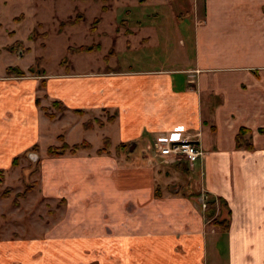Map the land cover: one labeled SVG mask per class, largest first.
I'll return each instance as SVG.
<instances>
[{"label": "crops", "instance_id": "1", "mask_svg": "<svg viewBox=\"0 0 264 264\" xmlns=\"http://www.w3.org/2000/svg\"><path fill=\"white\" fill-rule=\"evenodd\" d=\"M159 34L177 38L162 67L107 65L105 75L46 81L45 99L62 103V115H76L69 132L81 128L90 149L51 159L57 190L46 189L43 176L41 196L64 203L54 233L43 243L16 240L15 249L12 241L0 243V264L32 263L50 242L69 257L62 264H220L221 243L227 264H264V0H203L187 37L179 30ZM6 78L0 168L38 147L49 121L36 97L38 79ZM97 110L110 117L84 129L98 120L89 116ZM242 128L250 131L251 150L236 148ZM90 134L108 140V152L98 154ZM188 138L204 152L189 179L195 175L200 192L229 211L221 234L203 219L200 193L159 194L154 171L123 153L141 143L160 160L157 146ZM129 164L137 168L125 169Z\"/></svg>", "mask_w": 264, "mask_h": 264}, {"label": "rangeland", "instance_id": "2", "mask_svg": "<svg viewBox=\"0 0 264 264\" xmlns=\"http://www.w3.org/2000/svg\"><path fill=\"white\" fill-rule=\"evenodd\" d=\"M103 8L106 10L103 11ZM195 14L199 18L202 17L203 0H104V2L102 0L87 2L0 0V78L7 77L5 73L7 67H17L24 73L23 78L38 79L36 97L40 99V105L47 106L48 112L53 113L55 111L51 107V99H45L47 80L79 75H105L111 69L107 65L124 69L131 66V70L162 67L166 64L165 58L169 56V52L176 47L177 38L160 37V30L183 31L184 37H187L186 32L189 33L191 30ZM78 16L82 18L77 25H66L68 21ZM96 19L100 22L95 23ZM92 28H94L93 32ZM80 46H97L98 51L68 53L69 48ZM11 47L14 51L9 50ZM42 81L45 85L41 84ZM97 111L90 112L88 115L91 118L97 115V121L104 124L110 117V113L104 114L100 110ZM75 117L73 112L68 111L63 115L58 113L54 120L48 119V124L44 125L46 135L38 143L37 151L34 153L28 150L27 154L19 156L16 167H12L9 163L0 168L3 170V182L0 184V243L12 241L10 243L15 249L16 240L25 243L31 240L36 244L43 243L49 232L54 233L50 229L55 226L64 203L61 199H46L41 196L43 176L50 180L48 184L46 182L44 184L46 189L51 187L54 191L57 190L52 180L57 166H53L50 162L54 158L46 157V150L50 146L58 147L62 144L58 140V135L64 136L63 142L65 140L70 145L84 140L80 132L81 128L74 127L69 132L70 124L73 125L72 119ZM58 119L61 120L57 121ZM92 124L93 127L97 126L96 123ZM88 137L89 143L94 148L101 149L105 146L108 152L110 144L104 143L105 140L97 141L96 134H90ZM146 146L141 143L137 146L134 144L132 151L128 147L125 151L123 150V153L125 156L132 157V160L138 158L139 161H143L146 169L154 171L159 194L191 192L190 194L196 195L200 193L201 199L207 196L200 192L199 183L194 181L195 175L189 179L190 173L197 168L196 164L192 168L185 164L181 166L174 165L176 163L165 164L155 158ZM116 151L122 150L116 148ZM134 165L129 164L124 168H137ZM33 183L36 186L27 198L18 199V205L14 206L15 196L23 192L25 186ZM7 187L13 192L9 198L3 199L1 193ZM212 201L209 197L205 202L201 201L205 205L204 208L202 203L200 205L203 219L215 228L216 233L221 234L224 231L213 226L212 223L215 219L226 218L227 209L222 202L214 201L210 204ZM82 217L88 222H94L97 219ZM221 244L219 248L223 254L221 256L223 262L221 260L220 264H227V253ZM13 252L16 251L13 250ZM26 256L28 259L31 258L28 257L29 255ZM27 258H25L26 261ZM68 258H64L56 244L50 242L47 247H42L41 251L31 258L36 261L25 263L62 264L66 263ZM72 258L73 256L70 257Z\"/></svg>", "mask_w": 264, "mask_h": 264}, {"label": "trees", "instance_id": "3", "mask_svg": "<svg viewBox=\"0 0 264 264\" xmlns=\"http://www.w3.org/2000/svg\"><path fill=\"white\" fill-rule=\"evenodd\" d=\"M82 2H87V1H96V0H80ZM104 2V0H102ZM106 9L103 8V11H105ZM82 16H78L76 17L74 20L72 21H68L66 23V25L69 26H75L78 24V22L81 20ZM100 20L96 19L95 23H99ZM91 31H94V28L91 29ZM10 51H14V49L11 47L9 48ZM97 52L98 51V47L97 46H80L78 48H69L68 49V53L70 54H80V53H92V52ZM6 76L7 77H23V72L17 68V67H7L5 70ZM37 103L39 104V101H37ZM51 107L54 109L55 112L53 113H49L47 108L41 107V110L43 111V114L49 119V120H54L56 118V115L58 113H63L65 111V107L63 106L62 103H60L59 101H54L52 102ZM77 114H82L81 110H75L74 111ZM96 123V125H101V123L99 121H94ZM93 122H86L84 123L83 127L84 129L88 130L93 128ZM249 135H250V131L247 129H240L238 134L236 135V148L237 149H244V150H251L252 149V144L251 141L249 139ZM58 140L62 142V144L60 146H50L47 148L46 150V157L47 158H60V157H64L66 154H69L71 156L75 155L78 151H82V150H88L90 149V145L86 142L83 141L81 143L78 144H74V145H68L65 142H63V137L59 136ZM104 143H108V140H105ZM37 146H33L32 149L30 151L34 152L37 151ZM106 149L105 146L101 149H99L97 151L98 154H103L106 153ZM28 153V152H27ZM26 153V154H27ZM18 160L19 157H15L12 162H11V166L12 167H16L18 165ZM3 182V170H0V184ZM36 184L33 183L31 185H27L25 186L23 192L17 194L15 196V200L13 201L14 206L18 205L17 200L18 199H25L27 197V195L35 188ZM13 192V190L9 187L5 188L3 190V192L1 193V198L3 199H7L9 198L10 194ZM212 202L210 204H213L214 201H220L224 204V207H226L225 203L223 200L221 199H213L212 198ZM227 209V207H226ZM228 217V218H227ZM227 217L226 218H222L220 220H216L212 223L213 226L215 227H219L221 229V231H227L228 229V222H229V211L227 210Z\"/></svg>", "mask_w": 264, "mask_h": 264}, {"label": "built area", "instance_id": "4", "mask_svg": "<svg viewBox=\"0 0 264 264\" xmlns=\"http://www.w3.org/2000/svg\"><path fill=\"white\" fill-rule=\"evenodd\" d=\"M157 155L165 164L180 163L192 168L193 165L202 159L204 154L198 140L188 138L179 141H170L157 146ZM206 199L207 196H204L201 201L205 202ZM204 207L205 205L202 203V208Z\"/></svg>", "mask_w": 264, "mask_h": 264}, {"label": "water", "instance_id": "5", "mask_svg": "<svg viewBox=\"0 0 264 264\" xmlns=\"http://www.w3.org/2000/svg\"><path fill=\"white\" fill-rule=\"evenodd\" d=\"M134 148V144L132 143L131 147H130V150L132 151Z\"/></svg>", "mask_w": 264, "mask_h": 264}]
</instances>
